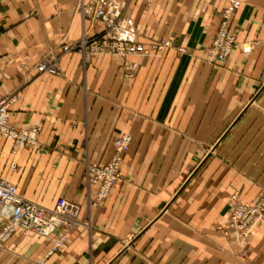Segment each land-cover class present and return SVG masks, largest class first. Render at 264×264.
<instances>
[{
    "label": "crops",
    "instance_id": "0c3cea01",
    "mask_svg": "<svg viewBox=\"0 0 264 264\" xmlns=\"http://www.w3.org/2000/svg\"><path fill=\"white\" fill-rule=\"evenodd\" d=\"M118 1V37L146 53L63 50L104 34L80 9L95 0H0V93L16 95L14 127L38 130L15 152L0 137V176L45 207L81 208L61 248L50 252L60 229H18L0 264H264V219L245 239L229 228L233 197L264 187V0L230 14L237 47L223 61L210 50L230 0ZM45 59L56 74L38 70ZM122 135L121 176L98 201L86 165L109 161Z\"/></svg>",
    "mask_w": 264,
    "mask_h": 264
},
{
    "label": "built area",
    "instance_id": "2783aa9c",
    "mask_svg": "<svg viewBox=\"0 0 264 264\" xmlns=\"http://www.w3.org/2000/svg\"><path fill=\"white\" fill-rule=\"evenodd\" d=\"M241 4L240 0H232L222 11L223 20L214 43L211 54L220 61L225 60L237 47L233 35L228 31L227 20L232 11ZM83 16L91 20H100L107 25L103 35L91 38L83 37L76 45H64V51L80 49L85 54L92 55L104 46L108 52L128 56L134 53H146L145 47L138 42L121 39L119 32L125 27L124 5L118 0H95L92 6L81 4ZM171 41H163L158 47L170 46ZM38 70L56 74L54 62L43 60ZM16 95H2L0 93V137L13 143L16 149L32 147L37 144L38 130L36 128H16L10 122V107L15 103ZM131 143V137L122 135L114 140V153L106 163H87V182L98 187L97 200L105 198L112 186L121 176L120 163L124 153ZM10 169L16 168V163H10ZM80 205L66 198L60 197L52 208L27 199L15 183L0 176V244L9 240L18 229L41 237H50L60 229L62 234L55 240L51 250L61 248L67 242L66 231L80 223ZM264 219V189L260 196L252 203H244L236 196L231 202L229 228L234 230L240 239L248 238L254 227ZM35 264H44L41 259Z\"/></svg>",
    "mask_w": 264,
    "mask_h": 264
},
{
    "label": "rangeland",
    "instance_id": "374dc122",
    "mask_svg": "<svg viewBox=\"0 0 264 264\" xmlns=\"http://www.w3.org/2000/svg\"><path fill=\"white\" fill-rule=\"evenodd\" d=\"M231 1H232V0H230V3H231ZM230 3H229V4H230ZM232 12H233V11H232ZM232 12H231V13H232ZM229 16H230V15H229ZM227 21H228V20H227ZM221 23H222V22H221ZM220 26H221V25H220ZM227 27H228V25H227ZM219 29H220V27H219ZM218 31H219V30H218ZM228 31H229V29H228ZM217 33H218V32H217ZM229 33H230V32H229ZM230 34H231V33H230ZM231 35H232V34H231ZM216 36H217V35H216ZM229 56H230V55H229ZM229 56H228V57H229ZM228 57H227V58H228ZM227 58H226V59H227ZM110 159H111V158H110ZM107 162H108V161H107ZM120 171H121V170H120ZM86 172H87V165H86ZM86 180H87V177H86ZM87 183H88V182H87ZM88 184H89V183H88ZM97 188H98V187H97ZM263 189H264V187L262 188V190H263ZM97 191H98V190H97Z\"/></svg>",
    "mask_w": 264,
    "mask_h": 264
}]
</instances>
